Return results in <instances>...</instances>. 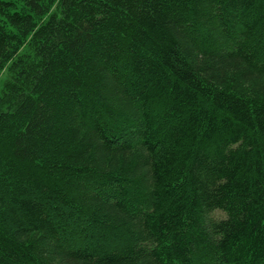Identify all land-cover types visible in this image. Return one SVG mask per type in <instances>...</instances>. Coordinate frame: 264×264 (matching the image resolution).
Listing matches in <instances>:
<instances>
[{
    "label": "trees",
    "instance_id": "1",
    "mask_svg": "<svg viewBox=\"0 0 264 264\" xmlns=\"http://www.w3.org/2000/svg\"><path fill=\"white\" fill-rule=\"evenodd\" d=\"M0 264H264V0H0Z\"/></svg>",
    "mask_w": 264,
    "mask_h": 264
},
{
    "label": "rangeland",
    "instance_id": "2",
    "mask_svg": "<svg viewBox=\"0 0 264 264\" xmlns=\"http://www.w3.org/2000/svg\"><path fill=\"white\" fill-rule=\"evenodd\" d=\"M7 79H8V71L4 70L2 72V74L0 75V93L4 87L5 82L7 81Z\"/></svg>",
    "mask_w": 264,
    "mask_h": 264
}]
</instances>
